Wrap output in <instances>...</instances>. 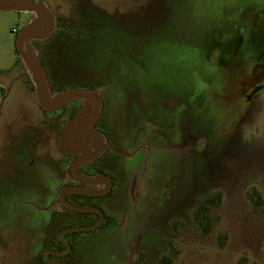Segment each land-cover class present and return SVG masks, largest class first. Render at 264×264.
<instances>
[{"label":"rangeland","instance_id":"obj_1","mask_svg":"<svg viewBox=\"0 0 264 264\" xmlns=\"http://www.w3.org/2000/svg\"><path fill=\"white\" fill-rule=\"evenodd\" d=\"M45 1L73 33L59 41L52 64L45 58L49 40L35 42L49 70L58 65L65 88L86 79L107 82L104 97L124 131L134 94L149 104L179 101L170 120L190 107L192 125L204 131L190 135L182 156L169 148L149 153L144 172L145 152L131 171L129 162L115 157L127 183L103 208L119 222L134 211L130 229L79 233V264H130L128 241L146 247L134 264H161L173 250V264H264V90L236 134L231 127L264 85V0ZM28 17L0 11V74L20 75L26 83L25 92L11 87L0 109V264H37L47 237L46 209L55 199L49 192L54 167L44 166L50 162L36 154L40 145L29 134L41 115L15 46L13 31H21ZM146 117L138 138L151 145L154 123ZM188 126L177 120L161 128L170 136L183 135ZM169 136L164 147L174 144ZM214 192L222 203L213 210L212 228L201 232L193 213Z\"/></svg>","mask_w":264,"mask_h":264},{"label":"flooded vegetation","instance_id":"obj_2","mask_svg":"<svg viewBox=\"0 0 264 264\" xmlns=\"http://www.w3.org/2000/svg\"><path fill=\"white\" fill-rule=\"evenodd\" d=\"M28 19L29 17L27 20ZM44 66L47 70L48 79L53 91L52 93L62 90L69 91L72 89H81L84 91H95L101 89V112L94 125L96 130L95 132L101 136L102 143L105 147L113 149L107 148L103 150L97 158L89 161L83 166L81 165L74 172L72 170L73 164L76 159L81 156V154H68L64 152L59 144V136L61 131L65 128L67 122L82 111L84 108L83 101L80 99L74 100L56 112L45 111V109L40 107L36 101L37 106L40 109L36 112L41 115V120L35 116L36 123L33 126V132H30L29 134H32V138L35 137L36 144L39 143L40 145L39 148L38 146L35 148L36 154L39 156L44 154L50 162L44 164L41 160L44 166L48 168L54 167L53 186L51 187L52 191L49 192H52V198H55L53 204L46 209L49 214V221L46 226L47 237L45 244H43V248L37 256V264H79V260L81 261L79 246L83 243L78 235L79 233L92 232L94 230L104 232L109 231L112 228H116L121 231L124 229H130L134 211L132 212L131 210V212L128 213L127 218L119 222L118 220L115 221L113 218L109 217L103 208V202L107 198L111 197L118 190V188H124L127 183L125 176L121 175L120 167H117L115 157L123 158L129 162V169L131 171L133 170V167L136 166L134 163L137 161V156L140 153L145 152V156L142 159V172H144V170L147 169V163L150 159L149 153L152 151H163L169 148L172 153H178L182 156L184 154L183 152H186L185 149L188 147V144L186 143L189 140L190 135L203 134L204 131L202 132L200 129L197 130L196 126L192 125V118L188 116L191 110L190 107H187L183 113L178 114L172 122L170 120L171 115L174 112H179L177 111L178 106L181 105L179 104V101L176 105H169L166 101L160 100H158L155 104H149V102L143 101L141 97H138L137 94H134V98H129L130 100L126 112L127 128L126 131H124L119 125L120 123L114 120V110L111 111V101L108 100L109 98L106 99L104 97L110 87L107 82H103L102 80L95 81L93 79L91 81V79H86V84L81 87L68 86L65 88L66 86L62 85L63 77L61 73L57 72L55 74V79L52 81L49 68L46 64H44ZM56 67L58 68V65H56ZM66 67L68 68V66ZM83 72L85 74L87 73L84 70ZM93 75H95L94 70ZM28 82V87L31 88L32 93L34 94L35 89L33 90V85L30 81ZM23 90L24 91L22 92L26 91V89ZM263 90L264 85L258 86L257 89L254 90V93L248 97L249 99L247 101L249 102L246 105L245 110L241 115L237 116L236 121L231 124V127L233 128L232 135H234V133L236 134L238 125L241 122V117L247 113L248 108L252 104L253 98L259 96ZM186 111L188 114H186ZM48 113L54 114L51 120H48L47 117H45L48 116ZM65 115H67V118L64 121L61 117H65ZM146 116H149L154 123V126L152 127L149 125L152 131L151 135L155 137L150 142L151 145L146 143L147 140L145 142H141L138 138V133L141 132L139 130L141 126L143 125L144 129L147 126L144 124L146 122V118H148ZM176 119L178 122L180 121L182 125L187 122L190 127H182L181 133H183V135H179L180 132L178 133V131H174L170 133L169 136L168 133L170 130L165 132L162 128L166 127V129H169L168 125H171L174 122L177 123ZM195 128L196 130H194ZM228 128H230V126ZM168 136L170 137L169 140L173 139L174 144L164 147V143L161 141H168ZM157 139L159 140L158 144L154 143ZM97 150H99L98 145L92 143L89 145L87 154L92 155ZM138 174L140 173H135V175ZM135 185L136 182L134 181L128 186V195L130 198L132 197L131 189ZM64 201L72 207L90 211H81L70 208L64 203ZM80 227L92 229L69 232L70 229ZM55 229L56 231L54 233ZM133 231L137 230L134 229ZM127 244V249L131 250V256L132 254L134 255V262H137L138 252L143 248H146L144 247L145 245L140 244L139 241H128Z\"/></svg>","mask_w":264,"mask_h":264},{"label":"water","instance_id":"obj_3","mask_svg":"<svg viewBox=\"0 0 264 264\" xmlns=\"http://www.w3.org/2000/svg\"><path fill=\"white\" fill-rule=\"evenodd\" d=\"M0 11H12L31 16L26 26L17 34L15 46L25 69V76L35 89L34 94L39 106L47 112H56L77 99L84 103L82 111L67 122L59 136V144L64 152L81 154L74 162L72 170L75 172L81 165L97 158L103 150L112 149L103 145L102 138L95 132L94 127L101 112V89L95 91L72 89L52 93L46 67L35 45V42L48 41L61 29L58 26L56 14L50 9L48 3L45 0H0ZM92 143L97 144L99 150L88 155L87 150ZM64 203L73 209L90 211L72 207L65 201ZM87 229L92 228H73L69 232ZM130 264H134L133 254Z\"/></svg>","mask_w":264,"mask_h":264},{"label":"trees","instance_id":"obj_4","mask_svg":"<svg viewBox=\"0 0 264 264\" xmlns=\"http://www.w3.org/2000/svg\"><path fill=\"white\" fill-rule=\"evenodd\" d=\"M58 26L61 28L58 30L51 39H49L50 46L48 50H46L45 58L46 60L52 64V62H55L57 60L58 56H60V53L58 52L57 46L59 45V41L64 37L67 38L70 36L71 32L66 31L63 29V25L60 23V20L58 19ZM19 32L18 29H16V35ZM66 40V39H65ZM67 41V40H66ZM60 46V45H59ZM57 51V52H56ZM42 63L46 64L44 59H41ZM21 63V60H20ZM47 66V65H46ZM51 74V80L53 81L55 79V74L58 71V69L52 65V69L49 70ZM53 72V73H52ZM34 90V87H32ZM253 197V196H252ZM254 199V197H253ZM222 201V194L221 193H213V194H207L200 202V205L198 209L194 212V220L195 224L198 226L199 230L201 232H208L212 227V218H213V210H216L221 206ZM261 203V197L257 195V201ZM174 229H177V223L174 222ZM176 256L175 250H173L170 254L165 255L161 259V264H173L174 258Z\"/></svg>","mask_w":264,"mask_h":264},{"label":"crops","instance_id":"obj_5","mask_svg":"<svg viewBox=\"0 0 264 264\" xmlns=\"http://www.w3.org/2000/svg\"><path fill=\"white\" fill-rule=\"evenodd\" d=\"M28 21H29V19L27 20V22ZM14 34H16V33H14ZM19 64H20V62H19ZM19 64H18V66H19ZM10 81H12V82L10 83ZM7 85H8V87H6ZM13 86H18L17 88H19V90H21V91H24L23 89H26V83L22 82L20 75H19V77H16V76L11 77V75H9V74H0V109L3 106L5 94ZM26 98L28 99V96H26ZM35 99H36V97H35Z\"/></svg>","mask_w":264,"mask_h":264},{"label":"built area","instance_id":"obj_6","mask_svg":"<svg viewBox=\"0 0 264 264\" xmlns=\"http://www.w3.org/2000/svg\"><path fill=\"white\" fill-rule=\"evenodd\" d=\"M14 33H16V30H14Z\"/></svg>","mask_w":264,"mask_h":264}]
</instances>
